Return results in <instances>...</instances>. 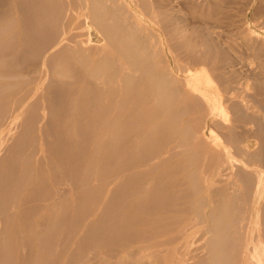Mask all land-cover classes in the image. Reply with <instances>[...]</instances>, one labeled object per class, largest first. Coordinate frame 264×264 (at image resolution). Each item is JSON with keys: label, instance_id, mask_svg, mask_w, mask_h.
Returning <instances> with one entry per match:
<instances>
[{"label": "bare ground", "instance_id": "6f19581e", "mask_svg": "<svg viewBox=\"0 0 264 264\" xmlns=\"http://www.w3.org/2000/svg\"><path fill=\"white\" fill-rule=\"evenodd\" d=\"M230 4L0 0V264H264V41Z\"/></svg>", "mask_w": 264, "mask_h": 264}, {"label": "rangeland", "instance_id": "374dc122", "mask_svg": "<svg viewBox=\"0 0 264 264\" xmlns=\"http://www.w3.org/2000/svg\"><path fill=\"white\" fill-rule=\"evenodd\" d=\"M231 2L233 4L228 5L227 6V9H230L231 10L233 8V9L237 10L238 7H244V8L247 7L248 8V14H247L248 15V21H249L247 23L248 24V29L250 31H253L255 33H258L259 38L264 41V14L263 13H259V12L256 11V9H257L258 6L264 4V0H231ZM259 26L260 27L263 26V27L260 28ZM247 55H248V57L246 56L245 60L243 61V64L245 66H242L241 64H239V62L236 65V69H237L239 75H241L243 73L242 75L244 77H245L246 73H247V75H249L251 73L250 70H249V67H251V64H252V67L251 68L252 69H255L254 71H257L258 70L257 73L260 72L259 64H260V61L261 60L259 61V59L255 58V57L253 58V56L251 57V55H252L251 52L248 53ZM254 60H255V63H253ZM251 61H252V63H251ZM256 66H257V68H256ZM230 118L233 119L232 114L230 115ZM250 126H252V125H248L247 127H250ZM214 138H215L214 139L215 141H217L219 139L218 136L217 137L215 136ZM254 143H255L254 141H251L250 142V144H251V151L252 152H255L256 151V146L254 145Z\"/></svg>", "mask_w": 264, "mask_h": 264}]
</instances>
